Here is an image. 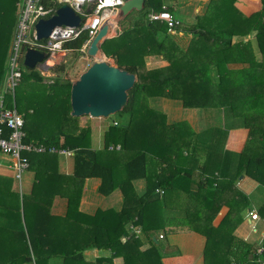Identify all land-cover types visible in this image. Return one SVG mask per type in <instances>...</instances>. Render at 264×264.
I'll return each mask as SVG.
<instances>
[{"label": "trees", "instance_id": "16d2710c", "mask_svg": "<svg viewBox=\"0 0 264 264\" xmlns=\"http://www.w3.org/2000/svg\"><path fill=\"white\" fill-rule=\"evenodd\" d=\"M18 1L0 0V82ZM236 2L211 0L205 14L185 28L193 35L185 46L168 33L164 22L148 20L151 10H162L160 0H144L141 10L129 13L128 25L100 46L117 67L136 76L126 104L115 113L122 120L109 125L100 148L92 146L91 128L80 126L79 117L70 114L72 81L62 75L67 64L52 67L57 75L49 84H43L44 77L35 68H26L22 74L28 80L26 98L19 107L15 91V105L24 111L25 142L72 150V171H60L57 153L28 152L34 178L30 191L22 195L13 189L12 178L0 173V264H94L83 256L91 248L109 250L113 257H123L125 264L138 258H146V264H162L154 242L141 251L140 239L126 229L130 222L151 229L144 207L155 202L162 203V216L171 214L170 219L180 220L177 225L186 224L205 236L204 264H264V241L263 252L257 254L253 244L233 235L243 220L241 210L249 205L247 194L235 182L247 175L264 186V0L248 15ZM165 9L173 13L172 8ZM87 39V33L81 32L62 46L82 54ZM151 54L160 55L168 65L147 69L144 58ZM161 98L178 100L184 108H213L242 121L239 125L248 130V137L243 149L232 153L235 168L229 171L226 166L227 172L219 177L215 168L206 171L207 158L200 161L201 152L210 153L215 161L214 144L207 148L200 144L202 133L188 121H168L162 110L150 104ZM206 173L209 176L203 178ZM91 177L100 179L102 195L121 189L120 211L81 212L83 183ZM140 178L147 185L137 196L132 181ZM56 196L66 199L64 215L51 213ZM222 206L228 211L214 227L212 220ZM257 211L264 216V202ZM123 236H127L124 242Z\"/></svg>", "mask_w": 264, "mask_h": 264}, {"label": "crops", "instance_id": "0c3cea01", "mask_svg": "<svg viewBox=\"0 0 264 264\" xmlns=\"http://www.w3.org/2000/svg\"><path fill=\"white\" fill-rule=\"evenodd\" d=\"M160 1L163 6L172 8L173 14L176 15V17L181 21V25L183 24L185 26L175 31L174 33L168 32L169 34L173 35V37L177 42H179V44L185 46L186 44L183 42L188 41L192 38V34L184 31L185 28H187L190 24L195 23V21L197 20V16L205 14V12L208 10L211 0ZM235 6L242 13L248 15L260 8V0H237ZM121 19L124 21L123 18ZM121 19L117 23L112 24L113 27L110 28V32L112 31L117 34L121 32ZM125 22L127 21L125 20ZM117 26L118 28L120 26L118 32L116 31ZM252 36L253 35H249L247 38H252ZM59 53L60 52H58V54ZM145 62L147 69L158 68L166 65V61L160 55L155 54L147 55ZM51 71L53 72L52 67L49 68L48 77H52L53 74L51 73ZM157 101L155 103H157ZM159 101L163 106V110H165L168 114V121L186 120L188 121V123H190L195 132H198L200 134L202 133L198 140L200 144L204 145V147L206 148L208 144H214L215 147L213 148V150H215L211 153V156L214 155L215 161H213L210 157V153L208 156L207 153L203 154V152H201L200 161H203L204 158H207L205 166L206 171H210V169L215 168L216 171H214L213 173L219 177L221 176V172H227V170L225 169L226 166L229 168V171L235 168V156H233L232 153L240 152L243 149L248 137V130L246 128L240 127L239 124L236 125L233 120V124L227 125L225 120L231 118L229 116L226 118V115L224 113L219 112L213 108H195L188 111V109L185 110V108L181 107L178 100L161 98ZM113 120L117 121L116 118H114ZM224 132H226V135H224ZM93 133L94 132L92 131V146L95 148H100L103 144V139H100L97 134H95L94 137ZM228 152L230 154H228ZM72 163V157H63V159L59 157L60 171L64 173H70L72 171ZM193 165L196 166L195 163H193ZM197 168L198 167H196V169ZM223 169L225 170L223 171ZM195 171V176L198 177V170ZM206 176L209 175H207L206 173L202 177L205 178ZM245 176L247 175H241L237 179V181L235 182V187L247 194L250 204L252 199L249 197V192L247 191V189H252L250 187L252 185H250L249 182H245ZM26 181L27 180H25V182ZM132 183L136 195L141 196L146 190V180L143 178L135 179L132 181ZM99 185V178L91 177L84 180L81 200L79 204V209L81 210V212L85 214H94L97 209H113L115 211H120L123 207V194L121 189L117 187L109 195H102L98 191ZM245 185L246 190L243 188ZM31 186L32 181H30L29 179V181H27V191L24 190L25 192L23 193H28L31 189ZM12 187L13 189H15L17 188V185L13 183ZM157 190L156 192L159 195L163 194ZM254 192L255 191L253 190L252 194ZM181 197L182 195L178 194V198ZM250 207L251 208L246 209L247 211L245 212V214L243 210H241V216L243 217V220L237 225V227L233 231V235L239 239L253 244V246L257 244L258 247L262 245L264 241V228L261 230L260 234L256 235V237L254 238H252V235L249 234V231H252V227H257V224L260 221L259 220L257 222H254L250 220L249 212H258L254 204H250ZM65 211L66 199L58 196L54 197L51 205V213L55 215H64ZM227 211V206L221 207L219 213L212 220V224L214 227H216L220 223ZM162 213L163 210L160 209L158 202L147 204L144 207V215L146 217V221L153 227L146 231L139 225H134L132 222L128 223V225L126 226V229L128 231L132 230L135 233V236L140 239L141 243L139 249L141 251H144L150 248L153 245L152 243L154 242L156 249L160 255V261L162 262V264H204L203 249L205 245V236L196 230L190 229L186 224L182 226L177 225L180 220L170 219L169 215L171 214L166 216L169 218L167 219L166 217L162 216ZM135 227L140 228L139 232H135V230L133 229ZM160 235L162 237H160ZM126 240L127 236L121 237L122 242ZM83 256L87 262L94 264H125L123 257H113L112 253L109 250L102 248L87 249L83 252ZM109 258H111V262H109ZM100 259H102V262L99 263ZM146 260V258L145 260L142 258H138V260H136L134 264H146Z\"/></svg>", "mask_w": 264, "mask_h": 264}, {"label": "built area", "instance_id": "2783aa9c", "mask_svg": "<svg viewBox=\"0 0 264 264\" xmlns=\"http://www.w3.org/2000/svg\"><path fill=\"white\" fill-rule=\"evenodd\" d=\"M125 0H19L16 7V24L13 34L9 56L7 59L5 75L0 82V167L11 172L19 194H23L22 182L23 173L28 169L29 163L26 157L28 152H45L57 153L59 156L72 157L73 151L66 148L56 149L47 148L43 144L25 142V119L24 113L20 112L15 105V90L22 80L25 53L28 49L40 50L46 53L45 60L38 62L35 69L41 74L49 68L64 61L67 49L62 44L67 38L77 37L81 32H86L88 39L83 43L80 51L84 54L90 40L95 36L97 31L104 23L106 11L115 13L117 17L119 7ZM67 4L80 17L81 23L77 27L68 25L56 26L47 38H37L36 23L40 19H47L56 14L57 9ZM163 6L160 11L151 10L147 14L150 21H161L167 26L168 32L179 30L181 21L165 9ZM58 54V52H62ZM58 59V60H57ZM56 63V64H55ZM42 75V74H41ZM52 82V80L50 81ZM113 124H116L113 121ZM119 145L116 146V149ZM112 149V146L110 147ZM163 193V190H157ZM250 220L257 222L261 220L256 211L249 212ZM139 232L140 228H133ZM256 231V226L252 227ZM160 237H162L160 235ZM263 252L260 245L256 253Z\"/></svg>", "mask_w": 264, "mask_h": 264}, {"label": "water", "instance_id": "95a60500", "mask_svg": "<svg viewBox=\"0 0 264 264\" xmlns=\"http://www.w3.org/2000/svg\"><path fill=\"white\" fill-rule=\"evenodd\" d=\"M144 0H125L119 7L115 18L117 23L121 18L133 10H141ZM81 17L67 4L61 5L56 14L47 19H40L36 23L37 38H47L56 26L68 25L77 27ZM111 25L104 23L90 40L85 53L95 57L97 54L105 56L101 50L104 40L111 38ZM46 53L40 50L28 49L25 53L24 64L35 68L38 62L45 60ZM136 76L125 69L107 63L105 60H95L83 71L77 79L72 81L70 88L71 115L81 117H108L115 114L126 104L127 91L132 88Z\"/></svg>", "mask_w": 264, "mask_h": 264}, {"label": "rangeland", "instance_id": "374dc122", "mask_svg": "<svg viewBox=\"0 0 264 264\" xmlns=\"http://www.w3.org/2000/svg\"><path fill=\"white\" fill-rule=\"evenodd\" d=\"M114 12L117 13V11L115 10ZM112 12V13H114ZM118 15V14H117ZM124 21L121 19V24L120 26L122 27H126L128 25V22H130L132 20V17L129 15H126L124 16ZM125 20L127 22H125ZM125 22V23H124ZM124 23V24H123ZM120 26L118 28V26L116 27V31L118 32V29H120ZM118 35L117 33L115 32H112L110 36L114 37ZM193 37V35H192ZM253 38V36H252ZM237 38H235L236 40ZM190 40L188 41H184L183 43H185L186 45L189 43ZM187 42V43H186ZM81 52V51H80ZM62 52H60L59 54H62ZM104 59L107 63L111 64V65H115V62L112 58L110 57H107V56H103ZM257 57H260V54L257 53ZM146 59V56L145 58ZM58 60V59H57ZM96 60L95 57H90V56H87L86 54L84 53H80L78 54L77 52H74V51H66V55L64 57V61L63 63L64 64H67L68 66V71L66 72V74H62L63 77H65L66 79H70V81H74L75 79H77L79 77V75L85 71L91 64L92 62H94ZM56 64V63H55ZM146 64V62H145ZM168 65V62L166 61V65H163L161 67H165ZM53 70V69H52ZM24 73H27L26 71V67H24V70H23ZM51 73L53 74L52 77L49 76L47 77V71L45 72H42V76L44 77V81H43V84H49L51 83L50 81L52 80V78L55 75L54 72L51 71ZM28 84V80L26 79H22V83L20 82L18 84V86L16 87V100H17V104H18V107H19V104L21 102H23L26 98L25 96V85ZM24 89V90H23ZM47 90V88H46ZM160 99H158L157 103L152 102V100H150V104L154 107H157L158 109L162 110V112H164L166 114V116H168L167 112L165 110H163V106L161 105V102L159 101ZM181 105V104H180ZM182 108H184L182 105H181ZM192 110V109H195V108H185V110ZM20 112L24 113L23 110H20L18 109ZM27 112V111H25ZM30 112H31V109H30ZM222 114V113H220ZM116 118V119H121V117H119V114H112L108 117H91L89 115H83L81 117H79V125L80 126H89V128H91V130L94 132L93 136L95 137V134H97L100 139L104 137V134L106 132V130L108 129L109 125L110 124H113V119ZM234 121L236 123V125L238 124H242V121H240L239 119L237 118H234ZM225 122L227 123V125H231L233 124L232 120L231 119H226ZM91 131V132H92ZM98 137V138H99ZM62 159H63V156H60ZM0 173H3L7 176H11V172L4 169V168H1L0 167ZM33 174V175H32ZM249 176H245V182H249L250 186L252 189H247V191L249 192V197L252 199V201L250 202V204H254L256 206L257 209L260 208V206L262 205V203L264 202V186L257 183L256 180H254L253 178L249 177ZM33 178H34V173L32 171H30L29 169H27L24 173H23V182H22V190L23 192H25L24 190L27 191V181H33ZM25 180H27L25 182ZM12 182L14 184H17L16 181L12 178ZM245 190H246V185L243 187ZM14 190H16L17 192L19 191L18 188H15ZM254 190L255 192L252 194V191ZM251 191V192H250ZM162 203L159 202V205H161ZM250 204L247 205L244 209H243V212L245 214V212L247 211L246 209L248 208H251L250 207ZM255 208V207H254ZM257 231L256 232H253V231H249V234L252 235V238L256 237V235H259L261 230L264 228V216H261V220L258 222L257 224ZM253 241H256V240H253ZM254 246H256V249L259 248L260 246L257 247V244H255Z\"/></svg>", "mask_w": 264, "mask_h": 264}, {"label": "bare ground", "instance_id": "6f19581e", "mask_svg": "<svg viewBox=\"0 0 264 264\" xmlns=\"http://www.w3.org/2000/svg\"><path fill=\"white\" fill-rule=\"evenodd\" d=\"M114 17H115V13H112V12H110V11H106V13H105V17H104V20H106L108 23L112 22V23H110V24H111V27H113L112 24H115V23H116ZM111 33H112V31L110 32L109 35H111ZM95 58H96L97 60L104 59V57H103L102 55H100V54H97V55L95 56Z\"/></svg>", "mask_w": 264, "mask_h": 264}]
</instances>
